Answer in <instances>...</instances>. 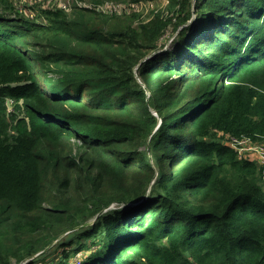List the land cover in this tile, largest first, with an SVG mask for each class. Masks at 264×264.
Returning a JSON list of instances; mask_svg holds the SVG:
<instances>
[{
    "label": "trees",
    "instance_id": "trees-1",
    "mask_svg": "<svg viewBox=\"0 0 264 264\" xmlns=\"http://www.w3.org/2000/svg\"><path fill=\"white\" fill-rule=\"evenodd\" d=\"M86 1L0 0V264H264V0Z\"/></svg>",
    "mask_w": 264,
    "mask_h": 264
},
{
    "label": "built area",
    "instance_id": "built-area-1",
    "mask_svg": "<svg viewBox=\"0 0 264 264\" xmlns=\"http://www.w3.org/2000/svg\"><path fill=\"white\" fill-rule=\"evenodd\" d=\"M51 2L53 3L51 4ZM40 5H42L44 9H41L39 7ZM75 6L94 9L99 13L111 15H121L129 9V6L125 4L107 2L105 4L95 6L91 3H88L86 0H22L21 4L13 5L18 13L21 15L23 14L26 18L28 17L25 15V12H31L30 18H28L31 20H34L36 13L39 12L37 8H40L41 10H62L65 12H71ZM131 7L138 8V6L132 5ZM34 11L35 13H33ZM37 22L39 21L37 20ZM7 105L8 108L10 106L13 107L14 101L9 99L7 101ZM228 145L237 153V156L240 160L252 157L264 168V142H257L251 138L230 137L228 140Z\"/></svg>",
    "mask_w": 264,
    "mask_h": 264
},
{
    "label": "rangeland",
    "instance_id": "rangeland-1",
    "mask_svg": "<svg viewBox=\"0 0 264 264\" xmlns=\"http://www.w3.org/2000/svg\"><path fill=\"white\" fill-rule=\"evenodd\" d=\"M11 1V3H12V6L13 5H17V4H21L22 3V0H10ZM55 1H58V0H55ZM54 2V1H53ZM53 2H51V4L53 3ZM167 6V1L165 0V1H162L161 3L159 2L158 4H155L154 6H152V7H149V6H146V5H143V9H145V12H148L150 9L149 8H154V7H158V8H160V9H163V8H165ZM41 9L43 8L42 7V5H40L39 6ZM40 8H37V10H39V12H37L36 13V15H35V17H38L39 16V14H40V11H41V9ZM44 9V8H43ZM46 9V8H45ZM33 13H35V11L33 12ZM30 15H31V12H29L28 11V15H27V17L28 18H30ZM1 18V17H0ZM28 18H26L25 17V19H28ZM6 20V22H7V24H10L11 25V21H9L10 19H8V18H5ZM31 20V19H30ZM41 20H43L44 21V19H41ZM177 35V33H174L173 31H172V29H170V31L167 33V35H166V38H165V40H166V48H171L172 47V41H173V39H174V37ZM48 78H50V79H56V76H54L53 74H48ZM6 105H7V103H6ZM8 106V105H7ZM13 107L12 106H10L9 108H8V110H7V114L8 115H12L13 113H14V111H13ZM18 114V116L19 115H21V116H19L18 118L20 119V118H23L24 116V114H20V113H17ZM16 123V122H15ZM11 125H13V124H11ZM14 126V125H13ZM11 132L13 133H15V131H13V130H11Z\"/></svg>",
    "mask_w": 264,
    "mask_h": 264
},
{
    "label": "crops",
    "instance_id": "crops-1",
    "mask_svg": "<svg viewBox=\"0 0 264 264\" xmlns=\"http://www.w3.org/2000/svg\"><path fill=\"white\" fill-rule=\"evenodd\" d=\"M23 15V14H22ZM25 15H28L27 11L25 12Z\"/></svg>",
    "mask_w": 264,
    "mask_h": 264
},
{
    "label": "water",
    "instance_id": "water-1",
    "mask_svg": "<svg viewBox=\"0 0 264 264\" xmlns=\"http://www.w3.org/2000/svg\"><path fill=\"white\" fill-rule=\"evenodd\" d=\"M41 254H43V253H39L37 256H39V255H41Z\"/></svg>",
    "mask_w": 264,
    "mask_h": 264
}]
</instances>
